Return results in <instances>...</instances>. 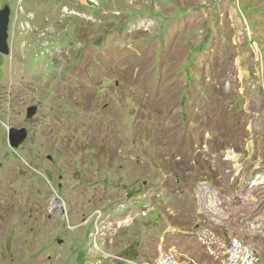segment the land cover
Masks as SVG:
<instances>
[{
	"label": "rangeland",
	"instance_id": "374dc122",
	"mask_svg": "<svg viewBox=\"0 0 264 264\" xmlns=\"http://www.w3.org/2000/svg\"><path fill=\"white\" fill-rule=\"evenodd\" d=\"M6 5L0 264H140L159 244L217 264L200 230L253 226L264 251V0ZM11 128L28 130L18 148ZM205 186L225 199L219 224L200 213ZM97 209L127 222L104 249L122 260L90 245Z\"/></svg>",
	"mask_w": 264,
	"mask_h": 264
},
{
	"label": "built area",
	"instance_id": "2783aa9c",
	"mask_svg": "<svg viewBox=\"0 0 264 264\" xmlns=\"http://www.w3.org/2000/svg\"><path fill=\"white\" fill-rule=\"evenodd\" d=\"M202 185H208L203 183ZM201 193V192H200ZM220 197L225 200L222 193L218 190ZM204 199L206 201L205 206L202 207L200 213L207 217L210 223H220V213L215 212V207L223 205L221 202H217L212 199L210 193H204ZM259 201V199H256ZM258 208V207H257ZM213 210V211H210ZM210 212V213H209ZM213 212L217 214L214 217ZM145 214V213H143ZM147 214V213H146ZM145 214V215H146ZM91 220L94 221V229L91 233L90 245H93V249L97 256H102L106 260L119 261L122 258L117 257L114 254L106 252L105 246L113 241V233L120 227L126 225V221L116 222L117 227L112 228V223L106 222L104 213L102 210H96L92 216L85 220L84 224H90ZM251 228L253 230H251ZM245 228L246 231L235 232L232 230V234L228 239L217 235L214 231L209 229L200 230V240L203 242L208 255L213 257L217 264H264V251L262 246H256L255 243L246 240L244 233L249 235L256 233L255 227ZM140 264H189L180 254L174 251L172 248H167L164 244H159L157 255L152 261H145Z\"/></svg>",
	"mask_w": 264,
	"mask_h": 264
},
{
	"label": "water",
	"instance_id": "95a60500",
	"mask_svg": "<svg viewBox=\"0 0 264 264\" xmlns=\"http://www.w3.org/2000/svg\"><path fill=\"white\" fill-rule=\"evenodd\" d=\"M12 10L6 5L0 10V53L9 56L11 53L10 45V21ZM37 107L33 106L28 109V116L32 117L36 114ZM28 138V130L26 128H11L9 132V142L12 148L20 147Z\"/></svg>",
	"mask_w": 264,
	"mask_h": 264
},
{
	"label": "bare ground",
	"instance_id": "6f19581e",
	"mask_svg": "<svg viewBox=\"0 0 264 264\" xmlns=\"http://www.w3.org/2000/svg\"><path fill=\"white\" fill-rule=\"evenodd\" d=\"M202 191H208V192H210L211 194H213L214 195V200H218L219 198H220V196H215V191L214 190H212V188L210 187V186H205V187H202V189H201ZM201 192V191H200ZM204 194V193H203ZM220 200H221V198H220ZM55 207L58 209V210H60V209H63L62 207H63V205L62 204H60V203H57L56 205H55ZM64 210V209H63Z\"/></svg>",
	"mask_w": 264,
	"mask_h": 264
},
{
	"label": "crops",
	"instance_id": "0c3cea01",
	"mask_svg": "<svg viewBox=\"0 0 264 264\" xmlns=\"http://www.w3.org/2000/svg\"><path fill=\"white\" fill-rule=\"evenodd\" d=\"M226 153H228V152H226ZM228 158L231 159V161L237 160V159H235V156H232V155H229ZM247 197H248L247 200H249V199L253 200V198L251 197V194H247Z\"/></svg>",
	"mask_w": 264,
	"mask_h": 264
}]
</instances>
